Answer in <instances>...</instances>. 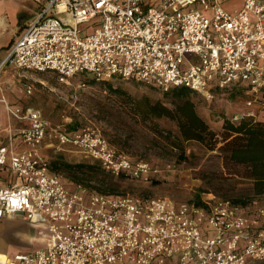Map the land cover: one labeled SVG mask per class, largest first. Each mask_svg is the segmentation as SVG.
<instances>
[{
    "label": "built area",
    "instance_id": "2783aa9c",
    "mask_svg": "<svg viewBox=\"0 0 264 264\" xmlns=\"http://www.w3.org/2000/svg\"><path fill=\"white\" fill-rule=\"evenodd\" d=\"M4 1V0H3ZM35 18L0 60L24 73L74 79L130 81L162 94L181 89L205 97L239 90L246 111L230 120L256 119L264 107V2L241 0L225 11L219 0H26ZM65 16L66 20L59 19ZM90 24L91 33L80 30ZM88 29V28H87ZM83 35H80L83 33ZM85 87L80 81L76 88ZM20 91L29 96L31 85ZM8 120L27 125L0 147V220L21 215L39 229L44 247L4 255L0 264H248L264 261L259 211L207 194L203 206L167 198L103 193L72 184L53 171L42 149L68 145L107 174L146 183L152 171L119 153L97 131L52 126L32 108L5 107ZM1 181V177H0Z\"/></svg>",
    "mask_w": 264,
    "mask_h": 264
},
{
    "label": "rangeland",
    "instance_id": "374dc122",
    "mask_svg": "<svg viewBox=\"0 0 264 264\" xmlns=\"http://www.w3.org/2000/svg\"><path fill=\"white\" fill-rule=\"evenodd\" d=\"M219 2L229 13L239 10L242 5L241 0H219ZM195 6L196 4L191 0H177L178 8ZM14 7L24 12L27 20L33 18L39 10L36 4L26 0H17L16 5L11 4L10 8ZM59 19L66 20L62 15ZM89 26L90 24H82L79 29H86L87 33H91L93 28ZM83 34L84 32L80 35ZM25 81L32 87V94L27 96V105L39 110L52 126L59 125L73 131L85 128L95 130L119 153L132 161L145 162L152 171H156L146 183L101 175L114 186L113 193L167 198L175 203L192 201L198 194L201 199H205L207 194H213L218 199L248 201L249 204L243 207L248 216H255L259 211L264 212V196L251 195V185L246 179L236 177L229 180L224 186L227 192H218L210 186V178L214 174L228 171L223 169L217 150L210 152L207 145L189 141L183 143L185 158L182 161L179 159L180 150L173 144L175 141L173 137L177 132L175 122L168 118L157 123L145 118L142 113L149 102L154 104L157 101L174 109L181 100L188 99L203 115L209 129L219 134L224 120L246 111L244 103L249 99L248 96L213 93L211 97H205L187 90L188 94L180 97L173 91L162 94L123 80H115L108 86L78 78L72 81L73 85L65 86L59 84L51 74L38 73L29 74ZM80 81L85 83V87L76 88ZM254 111H258L259 118L264 120V107L254 103ZM3 117L4 114L0 112V120H3ZM220 145L218 144L217 147ZM42 153L48 162L58 161L70 165H96L97 163L85 158L68 145L61 147V151L42 149ZM231 170L234 173L238 172L234 168ZM62 175L66 181L73 184L72 180L68 179V174ZM79 178L81 185L105 189L99 180H90L86 176ZM200 191H206V193ZM260 221L264 228V216L260 218ZM20 225V229L26 228L23 222H0V239H6L9 244L19 247L20 241L14 239L16 236L13 230L18 229ZM28 232L31 233L29 229ZM20 236L26 239L25 233H21ZM248 264H264V261Z\"/></svg>",
    "mask_w": 264,
    "mask_h": 264
},
{
    "label": "trees",
    "instance_id": "16d2710c",
    "mask_svg": "<svg viewBox=\"0 0 264 264\" xmlns=\"http://www.w3.org/2000/svg\"><path fill=\"white\" fill-rule=\"evenodd\" d=\"M109 86V83H104ZM177 96L183 97L188 94L185 89L173 91ZM229 95L244 96L239 90L232 91ZM148 114L154 117L165 116L175 121L180 137L174 136V145L178 148L179 159L184 160L185 151L183 143L194 141L201 145L208 146L211 151L217 150L219 158L222 162L223 173L214 174L210 178V186L218 192L227 190L224 188L226 183L233 178H243L249 181L251 185V195L264 196V120L259 116L256 119L242 118L236 122L230 119L224 120L221 126V133L211 131L194 112V105L188 99H183L177 104L174 109H168L160 103H155L147 108ZM218 144H221L217 147ZM96 165H70L64 162L51 161L49 166L53 171L62 174H68V179L72 180L73 184L80 183L82 176L88 177L90 180H99L105 189L89 187L103 193H113L114 186L108 183L101 175L107 177L105 171ZM237 169L235 172L231 169ZM118 179H124L118 177ZM218 184V185H217ZM217 185V186H214ZM206 193V191H200ZM227 200V199H225ZM195 205L203 206V202L199 194L194 200ZM234 206L246 207L249 203L246 200L235 199L230 200Z\"/></svg>",
    "mask_w": 264,
    "mask_h": 264
},
{
    "label": "crops",
    "instance_id": "0c3cea01",
    "mask_svg": "<svg viewBox=\"0 0 264 264\" xmlns=\"http://www.w3.org/2000/svg\"><path fill=\"white\" fill-rule=\"evenodd\" d=\"M16 1L17 0H4V1L0 0V60H2L7 55L11 46L22 34L26 25L29 22H31L37 14L35 13V15H33V18L27 20L26 14L20 11L17 7L10 8L11 4L16 5ZM29 74L31 73L29 72L20 73L10 67H7L0 73V112L4 114L3 120H0V147L7 146L9 140L12 139L13 148L15 151H21L24 149V146L21 145L17 139V131L20 128L27 125V123L15 119L8 120L5 107L6 106L21 107L22 109L32 108L29 105H27L28 102L27 96L20 91V89L24 88L25 85H27L25 80L28 78ZM160 104L166 107V105L162 103ZM150 105L153 104L149 102L148 105L146 106V109L142 110V113L145 116V118L153 120L157 123H160L164 119H168V117L165 116L154 117L148 114L147 108ZM194 112L207 125L203 115L199 112V110L196 108L195 105H194ZM176 136L180 137L178 130L176 132ZM0 177H1V181H0V186H1L4 185L6 180L8 179V174L5 171L0 170ZM3 221H9V222L16 221L20 223L23 222L25 223L26 228L20 229L21 228L20 225L18 229L13 230L14 231L13 233L16 236V238L14 239L20 241L19 247H15L12 244H9L8 240L6 239L5 240L0 239L1 254L13 255L15 253L30 252L32 250L44 247L45 241L40 237L39 229L37 227L31 226L21 215H16L9 219L0 220V222ZM27 228L29 229V231H31V233L28 232ZM21 233H25L26 239L20 236Z\"/></svg>",
    "mask_w": 264,
    "mask_h": 264
},
{
    "label": "bare ground",
    "instance_id": "6f19581e",
    "mask_svg": "<svg viewBox=\"0 0 264 264\" xmlns=\"http://www.w3.org/2000/svg\"><path fill=\"white\" fill-rule=\"evenodd\" d=\"M4 253V252H3Z\"/></svg>",
    "mask_w": 264,
    "mask_h": 264
}]
</instances>
